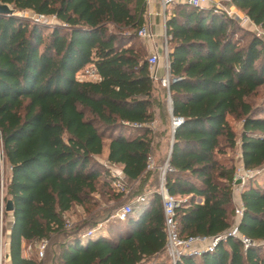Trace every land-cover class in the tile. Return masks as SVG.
I'll return each instance as SVG.
<instances>
[{
	"label": "trees",
	"instance_id": "16d2710c",
	"mask_svg": "<svg viewBox=\"0 0 264 264\" xmlns=\"http://www.w3.org/2000/svg\"><path fill=\"white\" fill-rule=\"evenodd\" d=\"M264 35V0H228ZM0 238L4 264H46L58 237L55 264H171L156 192V169L146 159L170 134L164 187L178 200L181 237H211L233 224L253 243L227 237L212 251L182 255L175 264H264V104L252 99L264 87V39L211 8L178 2L165 10L169 83L149 76L137 31L144 0H0ZM53 16L47 26L16 13ZM138 43V44H137ZM93 63L98 81H77ZM227 116L240 121L238 138ZM157 118L162 129L153 130ZM169 143V142H168ZM255 170L241 186L242 212L232 201L234 163ZM121 167L126 196L112 191L105 163ZM166 156V154H165ZM157 158L154 166L164 159ZM6 172V174L4 173ZM132 201L123 221L110 220L106 236L80 234L108 217L93 195ZM11 201L12 210L4 204ZM81 209L64 227L65 215ZM45 239L41 258L24 245ZM3 260V259H2ZM3 262V261H2ZM2 264V263H1Z\"/></svg>",
	"mask_w": 264,
	"mask_h": 264
},
{
	"label": "built area",
	"instance_id": "2783aa9c",
	"mask_svg": "<svg viewBox=\"0 0 264 264\" xmlns=\"http://www.w3.org/2000/svg\"><path fill=\"white\" fill-rule=\"evenodd\" d=\"M144 2H145V6H147L150 0H144ZM178 2L186 3L188 5L199 8H211L213 12L224 14L236 20L237 22H240L241 24H249L254 29H258L244 14H242L241 12H237L236 10L230 9L229 6L225 7L221 3V0H158V4L161 8L162 14L168 6ZM35 17L37 21H40L42 19L54 21L53 16H43V15L35 14ZM137 36L141 38L151 36L148 29V23H145L144 26L137 31ZM162 49H163V59H164V63H163L164 73L162 74V76L156 77V66L159 64L160 61L159 56L156 52H152L148 54L146 57V62L148 66L149 76L153 80H158L159 84L162 87L167 88L169 83V74H168V60H167L168 48H167L165 33L163 34ZM75 79L77 81H98L99 75L97 73L94 64L88 63L84 67L80 68L75 72ZM179 122H180V118H176L172 116L170 117V134H172L174 127ZM167 159H168V154L164 159V161L155 167L153 159L149 155L146 159V169L151 170L155 168L157 171L158 185L156 192L160 197V206L163 217V230L165 233L164 249L169 259V262L171 264H175V262L182 255L198 256L203 252H210L213 250V248L219 241H224L229 236L239 240L243 248L251 245L253 242L250 241L249 238H247L238 231L236 224H233L225 232L211 237H204V236L181 237L179 235L176 221L174 218V209L178 205V200L175 199V197H173L172 195L168 194L164 187V174L167 170H169ZM104 163L107 169V178L109 179L112 191L121 194L122 196H126L129 192V186L124 180L121 167L117 164L109 163L106 160H104ZM254 174H255V170L246 169L242 167L240 161V154L239 151H237V154L235 155V163H234L233 186H240L241 189L242 184L247 179L254 176ZM237 179L239 180V183L234 184V180ZM143 200H144V195H139L136 196L132 201L124 202L122 205L116 208L106 219H104L101 222H97L93 227H90L86 229L83 233H81L79 236L80 239L84 240L87 237L93 236V234L96 231L100 230L104 226V223H106L107 221L125 220L128 214L132 211V207H131L132 202H141ZM233 212L235 218H238L241 215L242 205L240 202L234 205ZM70 226L71 223L65 219L64 227L69 228ZM33 246L36 252V257L41 258L47 246V241L45 239H42L40 241L35 242ZM30 249H31V244L27 246V250L30 251ZM2 259H4V251L0 238V264L2 262Z\"/></svg>",
	"mask_w": 264,
	"mask_h": 264
},
{
	"label": "rangeland",
	"instance_id": "374dc122",
	"mask_svg": "<svg viewBox=\"0 0 264 264\" xmlns=\"http://www.w3.org/2000/svg\"><path fill=\"white\" fill-rule=\"evenodd\" d=\"M221 3L227 7L229 5V1L228 0H221ZM17 15L21 16V17H24V18H27L29 20H32V21H37L36 20V17H35V14H33L32 12L30 11H27V10H23V11H19L16 13ZM39 22H42L44 24H47V26H50L54 21L52 20H40ZM238 26L240 27V29L242 30L241 32L238 33V35L240 34H243L244 32H250V33H254L256 35H259L261 36L263 39H264V35L259 32L258 29H254L252 26H250L249 24H241L240 22H238ZM164 34V33H163ZM138 47H142L144 52H145V56H147L149 54V51H147V46H146V42L143 38L141 37H138ZM158 56H159V64L156 66V69H158V71H162L161 74H163V63H164V59H163V49L161 48L160 51L157 52ZM252 101L255 103V104H264V87L261 88L258 92V94L252 99ZM227 121L229 122V124L231 125V127L233 128L234 132H235V137L238 138V134L240 132V121H237V120H234L232 119L231 117L227 116ZM166 147H167V137H165L158 149V153H153L151 155L152 159H153V162L156 163V159L157 158H163L165 156V152H166ZM104 153H105V150L103 149V152L101 154V156H99L97 158L98 162L100 163H104ZM237 154V147H234L230 152H228V158H230L232 160L233 163H235V155ZM3 165H2V162H0V172H1V176L3 175ZM264 171V168H260L256 171L257 175L256 177L254 178V180L256 182H260L261 180V177H262V174L261 172ZM6 174V172H4ZM255 173V174H256ZM93 198H94V201L97 203V206L98 207H95L94 210H101V209H107L108 210V213L111 214L116 208H118L120 205H122L124 202L122 200H119V199H114V198H111V197H108V199L106 198H101L99 197L97 194L96 195H93ZM81 214V209L77 208V210H74L73 212H69L65 215V219L68 220L71 225L74 224L76 222V220H78V215ZM104 219H106V217H104L102 220H99L97 222H101L103 221ZM8 220L9 218L6 216L5 220H4V226H3V230H1V238H4V234L7 230V227H8ZM111 222L110 221H107L106 223H104V228H107V226L110 224ZM58 239H61V240H65L68 238H65L64 237H58ZM56 240V241H57ZM55 241V242H56ZM54 243V242H53ZM52 244V243H51ZM50 244V245H51ZM50 245H48V247L46 248L47 250V253L49 255L48 257V260L46 262V264H48V261H49V258H50V253H49V247ZM27 246L28 245H24L23 248H22V254L24 256H28L31 252H33L34 249V246L33 244H31V249L30 251L27 250ZM3 262H1L2 264H4L5 260L3 259L2 260Z\"/></svg>",
	"mask_w": 264,
	"mask_h": 264
},
{
	"label": "crops",
	"instance_id": "0c3cea01",
	"mask_svg": "<svg viewBox=\"0 0 264 264\" xmlns=\"http://www.w3.org/2000/svg\"><path fill=\"white\" fill-rule=\"evenodd\" d=\"M228 6L230 7V9L236 10L237 12H240L230 3ZM165 10L162 14L161 8L158 4V0H150L149 4L147 6H145L144 21H145V23H148V29H149L151 36L145 37L143 39L146 42L147 51H149V54L152 52L157 53L162 48L163 33H165V28H164ZM163 18H164V21H163ZM162 70L164 73V69H162ZM161 72L158 71V69H156V77L162 76ZM151 128L153 130L162 129V127H160V125H159V120L157 118H155L153 120V122L151 123ZM166 135L169 136V138H168L169 143L167 142V147H166V152H165L166 156H167V154L169 153V146H170V141H169L170 140V132L167 131L165 136ZM163 139L164 138H161V141ZM237 151H239L238 146H237ZM155 153H158V150H155ZM166 156H165V158H166ZM104 157H105V153H104ZM104 160H105V158H104ZM239 192H240V186H233V188H232V201H233L234 205L240 202ZM76 210H77V208H76ZM8 218H9V220H8L7 229L9 228L10 223H11V217L9 216ZM108 234H109L108 229L102 227L100 230L96 231L92 237H96L98 235L106 236Z\"/></svg>",
	"mask_w": 264,
	"mask_h": 264
},
{
	"label": "water",
	"instance_id": "95a60500",
	"mask_svg": "<svg viewBox=\"0 0 264 264\" xmlns=\"http://www.w3.org/2000/svg\"><path fill=\"white\" fill-rule=\"evenodd\" d=\"M11 13H12V9L8 5L0 3V14H11ZM238 183H239L238 179L234 180V184H238ZM4 210L9 212L12 210V205L10 200H7L5 202ZM65 241H67V239L65 240L58 239L56 242L50 245L49 247L50 258L48 264H55L56 246L64 243Z\"/></svg>",
	"mask_w": 264,
	"mask_h": 264
}]
</instances>
